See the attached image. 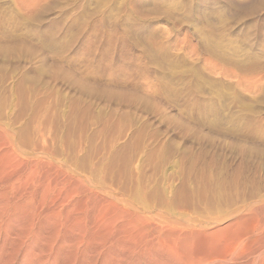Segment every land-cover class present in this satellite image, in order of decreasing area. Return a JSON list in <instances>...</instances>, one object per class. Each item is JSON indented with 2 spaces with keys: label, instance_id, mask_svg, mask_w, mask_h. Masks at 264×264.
I'll return each mask as SVG.
<instances>
[{
  "label": "rangeland",
  "instance_id": "1",
  "mask_svg": "<svg viewBox=\"0 0 264 264\" xmlns=\"http://www.w3.org/2000/svg\"><path fill=\"white\" fill-rule=\"evenodd\" d=\"M0 157L62 225L52 248L3 233L0 264H184L144 250L187 234L201 257L197 230L255 205L237 247L264 221V0H0ZM79 229L97 243L60 247Z\"/></svg>",
  "mask_w": 264,
  "mask_h": 264
},
{
  "label": "bare ground",
  "instance_id": "2",
  "mask_svg": "<svg viewBox=\"0 0 264 264\" xmlns=\"http://www.w3.org/2000/svg\"><path fill=\"white\" fill-rule=\"evenodd\" d=\"M2 137V136H1ZM47 153V152H46ZM1 158V157H0ZM4 159H6L4 157ZM3 159V160H4ZM11 161V160H10ZM16 161V160H15ZM3 165H5L4 163H2ZM19 165V164H18ZM44 165V164H43ZM46 166V165H45ZM18 167V166H17ZM6 169V167L4 168ZM49 170V169H48ZM5 171L2 170V166L0 165V244L1 242H3V233L5 234V239L6 241L3 242V244H6L7 246L15 243V242H19L20 240H22V238H33V239H37V240H40L41 242H43L44 244H47L49 247H51V244L52 243L51 241L57 239V238H54L52 239V237H56L54 236L55 234H57V237L59 238L60 235V231L62 230V225L60 224V222L56 221L57 222V225H55L54 227L56 228V232L54 233V235L52 234H44V233H41L42 229H41V222H42V219H41V215H40V211H39V207L35 204V203H32L31 201H20L18 197L14 196L13 194L11 195L7 190H4L3 189V184H2V179L5 175ZM14 174V173H13ZM35 175V174H34ZM32 177V175H31ZM12 178V177H11ZM33 178V177H32ZM26 180V179H25ZM6 184V183H5ZM12 184V183H11ZM13 185V184H12ZM23 187V186H22ZM11 188V187H10ZM27 196V195H26ZM67 198V196H66ZM55 204V203H54ZM256 209V206L255 205H248L246 208H243L241 210H238V211H235L233 212L231 215H229L227 218L225 219H221V220H213L211 222H207L206 226H210V225H213V226H217L215 228H212V229H208V230H197L196 233L197 234H201V233H204L205 234V237L207 239L206 241V245H207V248L205 250H203L205 253L201 255V257H196L195 255L198 253V251L194 252L191 247H195V246H192V240H191V236L190 235H178V236H175L173 239L171 238L170 241H168L167 239L160 242L158 245H154L153 246V243H152V246L148 247L149 245L147 244V249L145 247H141L145 248V253H149L151 254L152 252H164V251H168L174 259H176L177 261L178 260H185L192 256V259H193V262L191 264H264V244L263 241L261 243V241L259 240L258 243L260 242L261 245L257 246V243L255 246L253 247H250L249 246V241L252 239L253 236H255L258 232V230L262 227V225L264 226V221L263 223H258V225L252 230L250 231V234L247 233L244 237H242L240 240H242L241 243L238 244L237 247H230V248H227V250L225 249L222 253H221V249H217V247H220L217 246L218 243L220 242L219 240L222 239V236H224L226 234V231H228L229 229L233 230L235 227H240V224L246 219L247 216H249L250 212L254 209ZM68 213L67 214H70L71 215V212H76L74 211L73 209L70 210V211H67ZM254 212V211H253ZM77 213V212H76ZM75 213V214H76ZM224 213V212H223ZM62 216L63 217V213L61 211H58L56 210V212L52 211L50 212V214L48 215H45L44 216V219H45V226L46 224L48 225V223H50V218L51 216ZM78 215V213H77ZM89 215V214H88ZM75 216V215H74ZM69 217V216H68ZM72 217V216H71ZM78 217V216H76ZM120 217V216H119ZM138 217V216H137ZM57 218V217H56ZM61 217H59L60 219ZM67 218V217H66ZM81 215L78 217L79 221L77 222H80L79 224L82 225L83 223L81 222L83 220V218L81 219ZM201 218V217H200ZM250 218V217H249ZM254 218V217H253ZM65 218H63L64 220ZM73 220V218H70ZM76 218V220H78ZM137 219V218H135ZM141 219V217H138V220ZM53 220V218H52ZM75 220V219H74ZM75 220V222H76ZM113 220V218H112ZM123 220V219H122ZM255 220V219H254ZM84 221V220H83ZM157 221V220H156ZM55 222V221H54ZM109 222H112V221H109ZM108 223V227H112L115 225V223H112V226L110 225L111 223ZM114 222V220H113ZM116 222V221H115ZM37 223H39V228L37 230ZM62 223V222H61ZM64 223V222H63ZM65 223H66V220H65ZM72 223H74V221H72ZM107 223H106V226H107ZM122 223V222H121ZM131 223V222H130ZM140 223V222H139ZM175 223V222H174ZM52 224V222H51ZM56 224V223H55ZM60 224V225H59ZM74 224H77V223H74ZM72 225L73 226H76V225ZM79 224L77 226H79ZM85 224V223H84ZM176 224V223H175ZM247 224V223H246ZM253 224V223H252ZM256 224V223H255ZM53 225V224H52ZM51 225V227H52ZM65 226V225H64ZM84 226V225H82ZM82 226H80L82 228ZM87 226V224H86ZM129 226V225H128ZM127 226V227H128ZM134 226V225H133ZM242 226V225H241ZM48 227V226H47ZM107 227V228H108ZM64 228V227H63ZM77 228V227H75ZM113 228V227H112ZM136 228V227H135ZM153 228V227H152ZM187 228V227H186ZM86 229V228H85ZM88 229V228H87ZM242 230V228H240ZM51 230V229H50ZM75 230V229H74ZM72 230V231H74ZM80 232L82 234V231L81 229H79ZM78 230V231H79ZM158 230V229H157ZM235 230V229H234ZM40 231V232H39ZM52 231V230H51ZM64 231V230H63ZM89 231V230H88ZM110 231V230H109ZM120 231V230H119ZM147 231V230H146ZM240 232V230H238ZM75 233V232H74ZM78 233V234H79ZM154 233V232H153ZM243 233V232H242ZM73 234V233H72ZM81 234L80 237H81ZM87 234V233H86ZM85 234V235H86ZM104 234V233H103ZM125 234V233H124ZM156 234V233H155ZM154 234V235H155ZM63 235V234H62ZM77 235V234H75ZM79 235L76 239H72L74 236H72V238H66L65 236L63 238H61V241H60V247L62 248H71V247H78L80 248L83 244L88 243L89 246L92 244L93 245V241L94 243H97L95 242L96 238H87L88 235L89 237L92 236L90 234L86 235L87 237V241H86V238L83 236L81 238H79ZM96 235V234H95ZM70 236V235H69ZM94 236V235H93ZM98 236V234H97ZM96 236V237H97ZM124 236V235H123ZM130 236V235H129ZM76 237V236H75ZM74 237V238H75ZM95 237V236H94ZM99 237H102V236H99ZM104 237V236H103ZM227 238V237H226ZM257 238V237H256ZM255 238V240H256ZM261 238V237H260ZM133 239V238H132ZM160 239V238H159ZM158 239V240H159ZM164 239V238H163ZM129 240V239H128ZM133 240H136V239H133ZM153 240V239H152ZM151 240V241H152ZM155 240V239H154ZM237 240V239H236ZM258 240V239H257ZM59 241V239L57 240ZM99 241H102L99 239ZM137 241V240H136ZM135 241V242H136ZM157 241V239H156ZM202 241V240H201ZM22 242V241H21ZM40 242V243H41ZM54 242V241H53ZM78 242V243H76ZM146 242H148V240H146ZM194 242V241H193ZM228 242V241H227ZM226 242V243H227ZM254 242V241H253ZM40 244L41 247L44 246V244ZM55 243V242H54ZM53 243V244H54ZM99 243V242H98ZM150 243V241H149ZM156 243V242H155ZM169 243V244H168ZM252 243V242H251ZM39 244V243H38ZM36 243H32L30 245V248H32V250L34 251H37V245ZM50 244V245H49ZM52 244V247L55 245ZM87 244V245H88ZM137 244V242L135 243ZM135 244H133L134 246H136ZM157 244V243H156ZM220 244V243H219ZM74 245V246H73ZM86 245V244H85ZM146 245V244H145ZM145 245H141V246H145ZM196 245V244H195ZM226 245V244H225ZM4 246V245H3ZM36 246V247H35ZM46 246V245H45ZM56 246V245H55ZM80 246V247H79ZM95 246V245H94ZM140 246V245H139ZM18 247V246H17ZM51 247V248H52ZM84 247V246H83ZM93 247V246H92ZM97 246H95V249L94 251H100V249L98 250L96 248ZM202 247V246H201ZM44 248V247H43ZM86 248V247H85ZM89 248V247H88ZM91 248V247H90ZM136 248V247H135ZM225 248V247H224ZM18 249V248H17ZM47 249V248H45ZM45 249H39V250H42V251H39V253H43L44 251V254H45ZM50 249V248H49ZM83 249V248H82ZM137 249L139 250L138 246H137ZM65 250V249H64ZM72 250V249H71ZM75 250V249H74ZM78 250V249H77ZM76 250V251H77ZM81 250V248H80ZM131 250V249H130ZM132 250H136V249H132ZM141 250V249H140ZM31 251V250H30ZM29 251V252H30ZM63 251V250H62ZM73 251V250H72ZM74 252V251H73ZM133 252V251H132ZM141 252V251H140ZM33 253V252H31ZM75 253V252H74ZM78 253H81L78 251ZM84 255H85V252H83ZM89 253V252H88ZM101 253V251H100ZM77 254V253H76ZM33 255V254H32ZM39 255V254H38ZM37 255V252L36 254L34 255V257H38ZM73 255V253H72ZM147 255V254H146ZM153 255V254H152ZM31 256V255H30ZM82 256V255H81ZM90 256V255H89ZM149 256V255H148ZM151 256V255H150ZM155 256V255H154ZM43 257V256H42ZM84 258V256H82ZM87 257V256H85ZM186 257V259H185ZM29 258V257H28ZM32 258V257H31ZM41 258V257H40ZM78 259V258H77ZM85 259V258H84ZM154 259V258H153ZM191 259V260H192ZM33 260V259H32ZM86 260V259H85ZM155 260V259H154ZM182 260V261H183ZM190 259L188 261H191ZM37 261V260H35ZM91 261V260H90ZM174 261V260H173ZM184 261V264H188V261L185 262ZM55 263V262H54ZM89 263V262H88ZM174 263V262H173ZM70 264H75V263H70ZM90 264V263H89ZM178 264V263H177Z\"/></svg>",
  "mask_w": 264,
  "mask_h": 264
}]
</instances>
